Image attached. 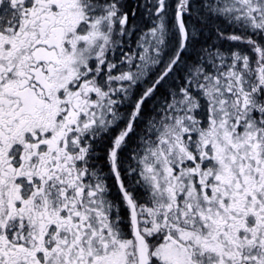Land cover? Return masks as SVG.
I'll return each mask as SVG.
<instances>
[{
	"label": "snow or ice",
	"instance_id": "6c2138e0",
	"mask_svg": "<svg viewBox=\"0 0 264 264\" xmlns=\"http://www.w3.org/2000/svg\"><path fill=\"white\" fill-rule=\"evenodd\" d=\"M0 264H264V0H0Z\"/></svg>",
	"mask_w": 264,
	"mask_h": 264
}]
</instances>
